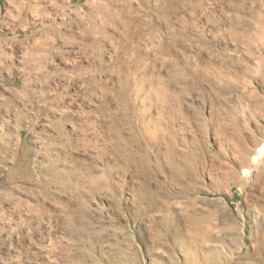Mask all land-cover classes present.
Listing matches in <instances>:
<instances>
[{
  "label": "rangeland",
  "instance_id": "rangeland-1",
  "mask_svg": "<svg viewBox=\"0 0 264 264\" xmlns=\"http://www.w3.org/2000/svg\"><path fill=\"white\" fill-rule=\"evenodd\" d=\"M0 264H264V0H0Z\"/></svg>",
  "mask_w": 264,
  "mask_h": 264
}]
</instances>
